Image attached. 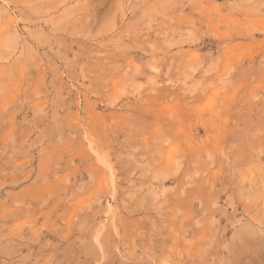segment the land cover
<instances>
[{"label": "rangeland", "instance_id": "374dc122", "mask_svg": "<svg viewBox=\"0 0 264 264\" xmlns=\"http://www.w3.org/2000/svg\"><path fill=\"white\" fill-rule=\"evenodd\" d=\"M77 1L0 0V264H264V0Z\"/></svg>", "mask_w": 264, "mask_h": 264}, {"label": "bare ground", "instance_id": "6f19581e", "mask_svg": "<svg viewBox=\"0 0 264 264\" xmlns=\"http://www.w3.org/2000/svg\"><path fill=\"white\" fill-rule=\"evenodd\" d=\"M67 1H68V0H67ZM76 1H77V0H76ZM85 1H86V0H85ZM63 2H64V1H63ZM69 2H70V1H69ZM77 2L79 3V0H78ZM78 3H76V4H78ZM62 4H63V3H62ZM64 4H65V3H64ZM50 5H51V4H50ZM71 5H72V3H71ZM79 5H80V4H79ZM87 5H88V3H87ZM73 6H74V5H73ZM75 6H76V5H75ZM88 6H89V5H88ZM56 9H57V8H56ZM82 10H83V9H82ZM231 176H232V175H231ZM14 183H15V182H14ZM240 187H242V186H240ZM263 187H264V186H263ZM232 189H233V188H232ZM261 189H262V188H261ZM258 191H259V190H258ZM261 191H262V190H261ZM257 193H258V192H257ZM262 193H263V192H262ZM255 194H256V193H255ZM262 195H263V194H262ZM263 196H264V195H263ZM263 196H262V198H263ZM260 197H261V196H260ZM15 198H16V197H15ZM231 198H232V197H231ZM255 199H256V198H255ZM12 200H13V199H12ZM15 200H16V199H15ZM15 200H14V201H15ZM62 200H63V199H62ZM256 200H258V199H256ZM233 205H235V204L233 203ZM232 207H233V206H232ZM237 209H238V208H237ZM260 209H261V208H260ZM257 210H258V209H257ZM234 211H235V210H234ZM261 211H262V210H261ZM18 212H19V211H18ZM259 212H260V211H259ZM12 215H13V214H12ZM245 215H246V214H245ZM261 218H262V217H261ZM263 220H264V217H263ZM263 220H262V221H263ZM256 221H257V220H256ZM259 221H260V220H259ZM259 221H258V222H259ZM258 222H256V223H258ZM252 223H253V222H252ZM258 224H259V223H258ZM260 226H261V225H260ZM261 230H262V229H261ZM256 232H257V231H256ZM252 235H253V234H252ZM251 237H252V236H251ZM252 238H253V237H252ZM254 238H255V237H254ZM254 238H253V239H254ZM256 240H257V239H256ZM256 240H255V241H256ZM259 240H260V239H259ZM257 242H258V241H257ZM254 243H255V242H254ZM261 247H262V245H261ZM249 248H250V247H249ZM245 251H246V250H245ZM247 251H248V250H247ZM247 251H246V252H247ZM260 252H261V251H260Z\"/></svg>", "mask_w": 264, "mask_h": 264}]
</instances>
